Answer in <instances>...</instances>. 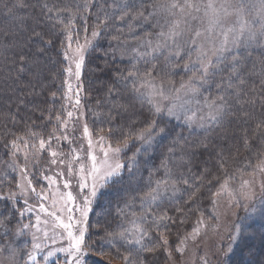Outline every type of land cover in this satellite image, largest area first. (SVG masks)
<instances>
[{
  "label": "trees",
  "instance_id": "obj_1",
  "mask_svg": "<svg viewBox=\"0 0 264 264\" xmlns=\"http://www.w3.org/2000/svg\"><path fill=\"white\" fill-rule=\"evenodd\" d=\"M101 1L88 0L85 9L86 0H0V157L9 155L10 143L16 137L33 132L43 135L52 125L50 118L58 112L56 103L64 79V25L71 12L72 31L84 29L88 35L94 28L99 30V43L88 52L82 74L87 125L91 132L102 133L116 145L128 137L121 156L135 158V164L126 167L110 184L113 194L108 203L98 206L100 218L90 222L91 256L86 264H124L121 257L129 253L144 264H166L168 252L164 246L156 247L161 244L159 233L165 234L171 251L198 217L208 215L221 182L228 176L250 172L264 156V105L260 102L264 97V45L246 48L237 55L239 76L232 81L234 87L246 93L239 99L255 98V104L238 103L234 94L217 89L231 71L225 62L210 78L208 88L213 97L227 95L225 119L205 132H191L155 113L133 91L132 80L126 77L129 72L139 77L151 73L152 79L174 85L192 71H182L176 62L165 63L158 58L132 62L112 53L111 43L125 40V31L132 29L125 26L126 22L117 25L115 14H107L106 20L105 14L98 16L97 9L106 3ZM35 33L40 34L39 38ZM153 119L157 121L153 143L137 153L141 140L135 135ZM158 181L174 184L180 194L146 206L142 197ZM141 214L146 215L143 224L149 232L144 244L156 250L142 251L126 244L109 246L107 232ZM164 214L170 219L157 228L153 218ZM233 260L235 264H264V234L242 240Z\"/></svg>",
  "mask_w": 264,
  "mask_h": 264
},
{
  "label": "rangeland",
  "instance_id": "obj_2",
  "mask_svg": "<svg viewBox=\"0 0 264 264\" xmlns=\"http://www.w3.org/2000/svg\"><path fill=\"white\" fill-rule=\"evenodd\" d=\"M103 2H106L105 5H102L99 7V9H97L98 16L107 13L109 16L115 14L116 17H118L121 16L123 12L127 11L129 12V16L125 17L123 20H116V24L118 25L122 24L121 22H126L125 26L132 29L131 31H125V40L118 39L111 43L112 53H115L118 57L126 58L132 62L156 58L165 63L176 62L181 65L182 71L187 72V70L182 67L183 64L189 59L187 50L183 51L180 57H172L170 61L166 60L168 53L163 49L161 50V53H152L150 56L139 55L149 51V49L142 45V41L151 40L153 45H155L157 41L156 33L160 31V28L155 26L156 18L149 17L148 14L154 11L153 6L160 3L161 0H119V3L122 5L128 4L129 6L127 8L115 7L114 5L117 0H102L101 3ZM220 2L221 0H216L217 6H219ZM231 2L234 4L235 0H231ZM137 12H143L144 16L148 17V19L145 20L141 17L133 19L132 16ZM200 15H203V9L201 10ZM234 18V16L226 17V24L231 23ZM202 26L203 25L200 23V21H192L193 28ZM83 30L84 29H80L72 32L74 35H79L81 43L84 42L85 36L92 40L91 46L85 52L86 59L90 49L99 43V36L93 39L91 36L92 31L86 35ZM185 35L188 36L189 34L186 33ZM262 45H264V38H260L258 36L256 42L250 43L247 46L241 45L238 49L233 51L232 55L237 56L246 48ZM73 47H75V43H73ZM66 48L67 41L65 40V44L62 49L64 69L69 66L68 60H66L64 57V51ZM133 49H136L137 51L134 52ZM192 58L195 59L194 51L192 53ZM229 58H231V56H229ZM72 68L74 72V63L72 64ZM83 69L84 64L81 68L79 82L76 81L74 75L72 77H68V74L64 71L60 101L56 103L58 105L55 109L58 110V112L53 116L52 119L50 118V124L52 125L47 128V132L43 135L39 134V136L47 139L49 133L52 132L54 128L58 127L55 120V117L58 113L62 112L66 117L67 111H73L74 115L69 121V128L67 132V135H69L71 138L72 143L70 144L69 142L63 140L59 142L53 141L52 147L60 152L69 153L71 149L75 148L79 150L81 149V145H83L80 163H84L86 168H89L91 161L88 160L86 155L88 145L87 141L82 136L83 125L87 124V111L83 102ZM192 75L193 72L188 77H180V79H178L177 83H174V85L164 84L152 78H144L147 80V83H142L140 81L138 87H141L142 91L147 92L150 90L159 89L161 85H163L167 94V99H161L159 96L156 97V100L162 105L163 108V111L159 114L175 120L178 124H182L191 132H205L211 127H214L218 122H221V120L225 119L228 108L226 107L224 109L223 113L216 121H213L209 118V109L205 106L203 101L205 97H207L209 101L216 98L208 93L209 84L200 87V92L195 95L191 93H185L184 91H181L180 93L174 91V88L180 87L181 81H187ZM66 79H68L69 82L73 84L71 101H67L64 97V93L68 91L67 84H65ZM77 83L79 86H82V90L78 89ZM78 90L80 91L81 106L79 108H73L72 104L75 102L76 93ZM144 100L147 101V98L145 97ZM170 104H175L177 106L179 118H177V115H167V107ZM91 133L94 143L98 136L103 135L102 133ZM57 134L59 135L61 133L57 132ZM154 138L155 137H153L150 145L140 141L139 149H149ZM38 139L39 137L34 138L32 133H27L25 136L16 137L13 141L16 142L17 148H13L11 142L9 155L3 159L0 157V264H33V261H29L27 259V254L32 247V234L35 232L36 235L42 239L45 231L48 233V239L42 240L43 246L36 252L35 264H65L66 257L68 255L65 252L56 251L54 255L49 256L47 260L44 259L48 251H52L53 249L61 247H67L68 241L64 230L62 228L56 227L55 218L45 212H41L39 205L43 203L49 209V211L57 212V215L60 217V219L67 223V217L69 215L68 208L73 209L71 215L74 219H78L79 212H76L74 209L77 204H82L83 195H88L87 189L83 190V195L81 194L82 190L79 187V175L75 174L79 172L80 163L74 162V174L70 177L68 175L67 167L49 164V160L51 158L48 151H42L38 154H34L36 153V149L32 148V144L36 143L38 146ZM109 142L114 147L116 146V144L111 142L108 138L105 140V146H107ZM123 150L124 148L118 156L119 161L123 165L119 174L106 180L104 186L98 190L97 196L93 198L87 219L88 230L85 234V247L89 251L87 258L91 256L90 247L88 246V240L90 236V222L94 218H100L99 214L101 210L97 209L98 206L100 204L102 205L109 202L111 197L110 194H113V190L111 189L112 185L110 184L113 182V180L119 179L121 173L126 167L129 168V158L127 157L125 159L121 156ZM13 153H15V155H13ZM25 153L28 155L27 160L25 159ZM95 154L102 157V153L99 152V148L95 149ZM73 155H75V153H73ZM133 157L134 156H131L130 158ZM65 159H68V157L66 156ZM258 162H256L254 166ZM25 164L28 165V178L31 179L33 186L37 191L44 190L49 192L50 194L48 199H39L31 192V190H28L25 194H21V189L17 187V184L25 183L21 175V167ZM10 165L14 166L10 167ZM253 170L254 168L248 173L235 174L226 178L228 180L232 195H234L236 199L232 200L230 203L228 192H222L216 197L213 196L210 207L208 208V215L201 216L204 219L205 225L201 226L200 235L195 239V241L191 239L187 241L186 251L183 253L176 252L175 249L177 245L171 249V257H169L167 253L168 260L166 264H202L201 257L206 258L207 264H223L224 260H226L227 264H235L233 256L235 255L237 246L240 245L242 241L239 238L240 235L242 234L245 237L244 239L249 240H254V238H258L260 235L263 236L264 194L261 193L259 183L255 184L254 195L251 199L245 200L241 195L243 191L241 188V181L243 179H251ZM59 172H63V176L57 175ZM45 176L53 177L57 183L49 188V182L44 178ZM257 176L259 178V174H257ZM65 180L71 181L70 187L67 189H65L63 186ZM223 182H221V184ZM166 184L169 186L168 189L165 190L162 184L157 200L153 201L150 197H148L143 199V203L146 206L155 205L159 202L167 200L168 198H174L180 194V190L176 186L175 190H173V184ZM220 185L218 189L220 188ZM156 187L157 183L152 187V189H155ZM218 189L215 191V193L218 192ZM68 192H71L75 199L74 201L68 202L67 205H65L66 194ZM10 193H14L15 195L11 196ZM61 194H65V199H61ZM54 200L56 201V206L52 207ZM214 200L216 201L215 203H213ZM25 201H27V203H25ZM29 206L32 207V211L30 212L26 211ZM137 206H140L143 210L146 208V206H141V204H138ZM61 209H63V211H61ZM22 212L23 214H21ZM37 216L40 217L39 222L37 221ZM145 216V214L134 215L127 221H121L119 225L113 229V231L107 232L109 234L106 237L108 238L107 241L111 239L110 234L115 235L120 232H125L129 240L134 239L135 236L139 234L138 230L141 227L146 229L143 224V221L146 220ZM201 217H198L194 221L191 230L188 233L183 234L181 238L192 232L193 228L196 226L197 220ZM45 221H47V224L44 223ZM23 225H30L31 227L24 229ZM234 225H239L242 229V232L241 234H238L236 241L231 240V235L236 232ZM57 233L59 235H55ZM61 236L64 238L61 239ZM53 238H55V243L52 242ZM146 238L147 237L144 238V242ZM114 244L125 245L126 243L124 240H115L109 244V246ZM229 244L232 245V251L228 253L227 257H224L222 252L228 249ZM126 245L139 248V246L133 244ZM13 251L15 252V256L12 255ZM87 258L86 262L88 260Z\"/></svg>",
  "mask_w": 264,
  "mask_h": 264
},
{
  "label": "snow or ice",
  "instance_id": "obj_3",
  "mask_svg": "<svg viewBox=\"0 0 264 264\" xmlns=\"http://www.w3.org/2000/svg\"><path fill=\"white\" fill-rule=\"evenodd\" d=\"M19 3V0H18ZM117 8H127L128 4H120L119 0L114 5ZM45 7H47L45 5ZM85 9L88 7V0H86ZM154 11L148 14L149 17L156 18V27L160 28V31L156 33L157 41L153 45L151 40L142 41V45L149 49L148 52L139 54V55H151L152 53H161V50L167 51L168 55L166 60H171L172 57H180L181 53L187 50L189 59L183 64V68L187 71H192L193 75L188 78L187 81H181L179 88H174V91L180 93L184 91L185 93H191L193 95L200 92V87L209 84L210 78L213 77L216 71L220 70V65L227 62V66L231 69L227 81L222 80L220 84H217L218 90H223L224 93L228 95H235L238 103H251L255 104V98H252L248 101H241L239 97L246 93H242L239 87H234L233 79L239 76L238 64L239 58L236 55H232L233 51L238 49L241 45L247 46L250 43H254L257 40V37L264 38V0H235L233 4L231 0H221L219 6H217L216 0H161L160 3L153 6ZM203 9V15L201 16V10ZM51 11V9H49ZM251 13V14H249ZM195 14V15H194ZM129 16V12L125 11L121 16L116 17L117 20H123L125 17ZM228 16H234V20L231 23L226 24L225 18ZM141 17L145 20L148 17L144 16L143 12L135 13L132 18L136 19ZM107 13L105 14V20L107 19ZM73 19L74 14L69 12L68 23L64 25V32L67 33L66 41L67 48L64 51V57L69 62V66L64 69L68 74V77L73 75L76 78V81L79 82L81 76V68L85 61V52L91 46L92 40L87 36L84 38V42H80L78 34H73ZM200 21L203 25L202 27H192V21ZM101 24L104 21L100 22ZM86 30V29H85ZM189 35L186 36L185 34ZM39 38L40 34L35 33ZM92 38L99 36V30L95 29L91 33ZM63 43V42H62ZM75 43V47H73ZM133 51H137L133 49ZM195 52V59L192 58V53ZM231 56V59H229ZM21 61L25 60V57H20ZM75 65V71L73 72L72 64ZM23 70V69H21ZM144 77L151 78V73H145ZM144 77H139L136 72H129L126 79H131L133 84V91L137 92L141 99L147 98V102L152 106V109L155 113L159 114L163 111L162 105L156 100V97L159 96L161 99H167V94L164 90L163 85L159 89H154L150 91H142L141 87L137 86V80H141L142 83H147V80ZM240 84L243 83V80L239 81ZM67 84L68 91L64 93V97L67 101H71V93L73 89V84L69 82L68 79L65 80ZM264 84V81H262ZM78 89L82 90V86H79L77 83ZM229 90H232L231 92ZM55 95V94H53ZM260 102L264 105V97L260 98ZM203 103L209 109L208 116L211 120L216 121L219 116L223 113L224 109L228 106L227 95L221 94L215 99L209 101L205 97ZM80 104V91L76 93V99L73 108H79ZM73 111H67L66 117L63 113H58L55 117L57 128H54L52 132L49 133L47 139L39 136L38 133H32V136L39 137L38 146L36 143L32 144V148L36 149L38 154L42 151H48L50 160V165H62L67 167L68 175L71 177L74 174L73 164L80 163L81 153L83 150V145L81 149H71L69 153H63L52 147V142H59L61 140L67 141L70 144L72 143L71 138L67 135L69 128V121L73 117ZM167 115H177V106L175 104H170L167 107ZM157 121L153 119L148 126L136 133L135 138L137 140L143 141L145 144L151 143L153 139V132L156 130ZM260 127V124L257 125V128ZM164 129L161 128L160 132H163ZM60 132L61 134H57ZM83 138L87 141L88 149L86 152L87 158L91 161L89 168H86L84 163H80L79 172L75 173L79 175V187L82 190L87 189L88 195H83L82 204H77L75 211L79 212V218L74 219L71 213L73 212L72 208H68V222H64L57 215L55 211H49V209L41 203L39 208L41 212H45L48 215L55 218L56 227L62 228L66 233L67 237V247H61L48 251L47 255L44 257L45 260L49 256L54 255L56 251L67 253L65 264H86V258L89 255L88 249L85 247V234L88 230L87 228V219L90 207L93 202V198L97 196L98 190L102 188L106 180L119 174L123 165L118 159L119 153L123 148L128 146V137H125L122 143H118L115 147L109 142L105 146L106 137L100 135L97 137L95 143L92 138V133L87 124L83 125ZM245 144H248V141L245 140ZM12 147L17 148L16 142L12 141ZM99 148V152L102 153V157L95 154V149ZM140 149H137V153ZM75 153V155H73ZM15 155V153H13ZM68 159H65V157ZM25 159H28L27 153H25ZM134 164V158H129L128 166L131 168ZM14 166V165H10ZM28 165L25 164L21 167V175L24 180V184H17V187L21 189V194H25L28 190L38 197L41 200L49 198V192L44 190L37 191L33 186L31 179L28 178L27 173ZM259 174V178L257 176ZM59 176H63V172L57 173ZM251 179H243L241 181L242 188V197L245 200H249L254 195V186L259 183L261 193L264 194V156L261 157L260 161L254 166L253 173L251 174ZM45 179L49 182V188L52 185L56 184L57 181L51 176H45ZM234 178V177H233ZM70 180H65L63 186L65 189L70 187ZM187 183V181H185ZM163 184L165 190L168 189L166 183L157 182V187L152 189L150 193L146 194V197H150L153 201L158 199V194L160 187ZM172 189L175 190V185H172ZM222 192H228L231 203L232 200H235L236 197L232 195V192L229 188L228 180L226 179L218 189L217 193H214L213 196L216 197ZM11 196H14V193H10ZM61 199H65V194H61ZM74 197L71 192L66 194L65 205L68 202L74 201ZM216 201L214 200L213 203ZM27 203V201H25ZM56 206V201L52 203V207ZM247 208V205H246ZM26 211H32V207L29 206ZM63 211V209H61ZM179 211V209H178ZM23 214V212L21 213ZM170 219L166 214L161 216H156L153 218V222L159 228L164 224L166 220ZM40 217L37 216V221L39 222ZM47 224V221L44 222ZM205 222L203 217L197 220L196 226L193 228L192 232L184 236L179 240V243L176 246V252L183 253L186 251L187 241L189 239L195 241V239L200 235L201 226H204ZM30 225H23L24 229L30 228ZM236 232L231 235V240L236 241L238 234H241L242 229L239 225H234ZM39 231V229H38ZM139 234L135 236L134 239L129 240L125 232H120L118 234L112 235L111 239L108 241L111 244L115 240H124L126 244H133L139 246V250L153 252L156 250L155 247L147 248L144 244V238L149 236V232L140 228L138 230ZM55 235H59L58 233ZM161 244H158L156 247L164 246V250L168 252L169 257H171V251L168 249L169 240L163 232L159 233ZM61 239L64 237L61 236ZM243 240L245 237L241 234L239 237ZM43 239H48L47 231L44 232V236L41 239L34 232L32 234V247L27 254V259L33 261L35 264L36 252L41 249L43 246ZM52 242L55 243V238L52 239ZM232 251V245L229 244L228 249L222 252L224 257H227L228 253ZM15 256V252L12 253ZM122 260L124 264H144L142 259H133L131 253L123 255ZM202 264H207V260L204 257H201ZM223 264H227L226 260L223 261Z\"/></svg>",
  "mask_w": 264,
  "mask_h": 264
}]
</instances>
